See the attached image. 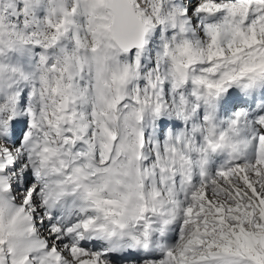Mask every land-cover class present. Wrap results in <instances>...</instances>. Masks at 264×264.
Here are the masks:
<instances>
[{"label": "clouds", "instance_id": "9594fccd", "mask_svg": "<svg viewBox=\"0 0 264 264\" xmlns=\"http://www.w3.org/2000/svg\"><path fill=\"white\" fill-rule=\"evenodd\" d=\"M123 7L150 21L139 55L124 51L113 38L105 20L111 6L98 0H44L39 24L30 19L25 28L23 19L16 22L28 42L24 51H10V38L3 37V59L24 73L16 77L19 83L13 81V90L25 94L34 113L26 139L14 150L32 182L27 191L22 185L0 189V242L6 255L11 243L43 242L31 251L29 264H82L91 256L72 249L83 245L89 254L94 247L120 245L118 255L132 251L143 257L142 249L126 246L132 236L143 239L147 233L148 251L163 258L169 249L179 253L190 241L195 245L202 200L203 215L211 214L208 200L229 204L228 186L217 175L231 159L228 149L205 145V155L197 150L204 145L201 133H192L194 124L204 125L202 112L185 124L174 115L157 116L155 109L158 95L169 104L173 95L191 98L193 86L178 83V68L190 78L218 81L264 56V47L244 43L253 31L264 40V3L131 0ZM181 21L188 22L183 30ZM56 34L61 39L50 48ZM158 79L168 83L163 94ZM232 87L246 100L264 101V82L247 92ZM215 117L217 125L227 119L219 109ZM9 118L8 112L0 115L6 123ZM161 119L167 122L162 139ZM184 131L191 143L176 139ZM30 192L35 198L26 204ZM203 251L195 246L188 261Z\"/></svg>", "mask_w": 264, "mask_h": 264}, {"label": "snow or ice", "instance_id": "6c2138e0", "mask_svg": "<svg viewBox=\"0 0 264 264\" xmlns=\"http://www.w3.org/2000/svg\"><path fill=\"white\" fill-rule=\"evenodd\" d=\"M98 2L111 6L105 20L106 27L116 42L124 51L136 52L139 55L147 43L146 33L150 21L140 20L134 11L123 7L130 4L131 0ZM215 2L218 4L219 0ZM261 2L264 3V0ZM43 3L44 0H0V115L4 112L10 113L7 123L0 120V141L3 142V146H0V189L15 187L19 190L22 185L27 191L32 182L30 170L26 166L22 167L24 159L18 158L14 150L20 147L22 139H26V129L34 117L31 108L26 106L25 94L13 90L15 89L13 81L19 83L16 77H23L24 73L11 60L5 62L3 59L6 55L3 37L5 33L9 36L10 51H24L28 42L24 34L17 30L19 25L16 22L23 19L25 28L29 26L30 19L39 24ZM194 7L195 4L192 3V8ZM192 8L187 10V14H191ZM187 23L181 21V30ZM172 24L175 27L174 15ZM12 37L16 39L12 40ZM60 39L58 34L53 35L48 46L55 47ZM244 43L248 47L253 45L264 47V40L258 39L254 31ZM184 51H189L187 41ZM41 59L45 60L46 57L42 56ZM176 76L179 84L185 86L192 84L191 98L182 93L179 96L173 95L169 104L158 95L155 113L157 116H163L165 113L169 116L174 115L177 120L187 124L202 112L204 125L194 124L192 133L193 135L196 132L201 133L204 145L197 150L205 155V145L212 150L221 146L228 149L231 159L217 171V175L228 186L226 195L229 204L227 207L215 206L208 200L207 207L212 211L209 215H203L202 200L201 212L196 213L197 225L193 237L195 245L190 241L179 253L169 249L161 258L149 252L151 240L145 233L143 239L132 236L131 243L126 246L128 249H142L145 252L143 257L132 251L118 255L123 247L120 245L99 249L94 247L90 254L87 245L81 248L74 247L73 253L82 252L84 256H91V259L84 260L82 264H116L117 261H124V264L136 261L139 264L141 259L147 264H264V101L246 100L232 87L236 85L247 92L257 83L264 82V56L258 55L253 61L240 65L237 71L226 74L218 81L190 78L179 68ZM157 83L161 86L160 93L163 94L168 89V83L159 79ZM217 109L227 115V119L222 120L219 125L215 117ZM163 121L161 119V122ZM176 139L191 143L187 131L178 133ZM204 162L206 161H201ZM12 178L16 180V184L10 183ZM234 180L236 183H233ZM203 196L206 198L207 192H204ZM34 198L35 193L30 192L25 203ZM187 212L189 215L193 214L192 209H188ZM87 227L88 222H85L84 228ZM108 235L113 237L115 234ZM42 243L35 242L27 247L11 243L6 255L3 243L0 242V264H9V255L12 257L11 264H29L32 260L31 251L37 244ZM197 245L205 251L189 262L188 254Z\"/></svg>", "mask_w": 264, "mask_h": 264}]
</instances>
